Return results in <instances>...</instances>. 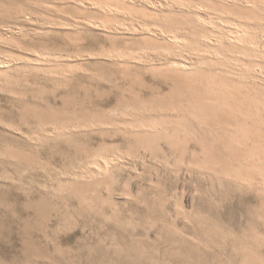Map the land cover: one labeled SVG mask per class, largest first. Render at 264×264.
Wrapping results in <instances>:
<instances>
[{"label":"rangeland","instance_id":"obj_1","mask_svg":"<svg viewBox=\"0 0 264 264\" xmlns=\"http://www.w3.org/2000/svg\"><path fill=\"white\" fill-rule=\"evenodd\" d=\"M0 62V264H264V0H0Z\"/></svg>","mask_w":264,"mask_h":264},{"label":"bare ground","instance_id":"obj_2","mask_svg":"<svg viewBox=\"0 0 264 264\" xmlns=\"http://www.w3.org/2000/svg\"><path fill=\"white\" fill-rule=\"evenodd\" d=\"M198 17V16H197ZM199 17L201 18V16L199 15ZM198 17V19H200ZM201 21V20H200ZM228 21V20H227ZM239 33L241 32V31H238ZM234 33V32H233ZM232 33V34H233ZM169 36V35H168ZM203 37V36H202ZM168 38H172V42H174V43H176V44H178L179 45V43H182V40L181 39H183V38H180L177 34H175V35H172L171 36V34H170V37H168ZM207 39V38H206ZM232 39V38H231ZM202 41V40H201ZM218 41V40H217ZM191 44V43H190ZM254 44V43H253ZM187 45V44H186ZM189 45V44H188ZM181 46H183V45H181ZM185 46V45H184ZM166 48V47H165ZM197 48V47H196ZM161 49V48H160ZM172 49V48H171ZM170 49V50H171ZM177 49V48H176ZM156 50V49H155ZM167 50H168V48H167ZM170 50H168V52L170 51ZM191 50V49H190ZM194 51H196L195 49H193ZM203 50V49H202ZM184 51V50H183ZM163 52H165L166 53V51L165 50H163ZM185 52V51H184ZM201 52V51H200ZM238 53V52H237ZM245 53V52H244ZM176 54V53H175ZM193 55V54H192ZM216 56H218V53H217V55ZM232 59V58H231ZM227 60V59H226ZM234 60V59H233ZM170 62V61H169ZM168 62V63H169ZM169 64H171V66H176V67H181V68H183V67H185L184 66V62L182 63V61H173V62H171V63H169ZM4 65V64H3ZM3 65H2V63L0 62V67H3ZM6 65V64H5ZM186 65H189V64H186ZM7 66V65H6ZM256 66V65H255ZM255 66H254V68H255ZM256 67H258V66H256ZM255 106H257V105H255ZM215 115V114H214ZM226 116V115H225ZM224 116V117H225ZM142 124H144V123H142ZM143 127H146V134H148V135H151L155 140H159V138H160V135L158 134L159 132H157V130H158V124L157 123H154V122H152V123H148V124H145V125H143ZM152 132V133H151ZM231 144H234L233 143V141H231L230 142ZM242 143V141H236V144H238V145H240ZM255 154H257V151H256V153ZM255 155H249V156H247V154L244 156V159H246V158H253ZM108 158V157H107ZM94 161H92L93 163H95V164H97V165H99V168H100V170L101 171H99L98 170V172L99 173H105V172H107V171H109L110 170V168H111V166L113 165V160L111 161V159L109 160V159H107L106 160V162L107 163H100L99 161L100 160H98V159H93ZM102 161V160H101ZM254 161L255 162H259L260 161V158L259 159H254ZM91 162V163H92ZM253 164V163H252ZM92 174H96V172H91ZM263 174V173H262ZM228 176H230V174H227ZM250 174H249V172H246V173H244L243 175H241L239 178H238V182H240V183H243V184H249V185H253L254 183H255V181L254 180H251L250 178ZM263 177H264V174H263ZM263 184H264V180H262L261 181Z\"/></svg>","mask_w":264,"mask_h":264}]
</instances>
